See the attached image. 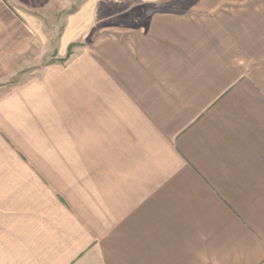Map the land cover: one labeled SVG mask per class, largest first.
Returning <instances> with one entry per match:
<instances>
[{"label": "crops", "instance_id": "0c3cea01", "mask_svg": "<svg viewBox=\"0 0 264 264\" xmlns=\"http://www.w3.org/2000/svg\"><path fill=\"white\" fill-rule=\"evenodd\" d=\"M0 264H264V0H0Z\"/></svg>", "mask_w": 264, "mask_h": 264}, {"label": "rangeland", "instance_id": "374dc122", "mask_svg": "<svg viewBox=\"0 0 264 264\" xmlns=\"http://www.w3.org/2000/svg\"><path fill=\"white\" fill-rule=\"evenodd\" d=\"M180 1L183 0H179ZM186 1V0H185ZM73 11V9L71 8L70 10L66 9V10H62L59 18L61 19V21L65 20L68 17V13ZM63 25V24H62ZM61 33L64 32V28H62V30L60 31ZM37 48H34V51L32 52V56L30 57H36V50ZM83 49V43H76L75 45L69 46L66 48L65 51L63 52H59L58 53V49L56 47H46L44 50V57L42 62H39V64L37 65H33L31 64L30 69H29V75H36L38 74L36 72L37 69L39 70H43L41 72H45L48 73L52 70H56V69H63L67 63L68 60L70 58V56L75 52V50H80ZM38 57L41 56V51L40 49H38Z\"/></svg>", "mask_w": 264, "mask_h": 264}]
</instances>
